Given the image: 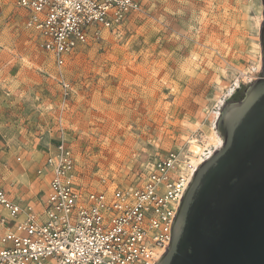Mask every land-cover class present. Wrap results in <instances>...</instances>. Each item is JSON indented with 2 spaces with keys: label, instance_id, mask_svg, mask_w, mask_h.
Instances as JSON below:
<instances>
[{
  "label": "rangeland",
  "instance_id": "1",
  "mask_svg": "<svg viewBox=\"0 0 264 264\" xmlns=\"http://www.w3.org/2000/svg\"><path fill=\"white\" fill-rule=\"evenodd\" d=\"M262 21L261 0H147L58 68L15 0H0V187L39 202L35 168L62 138L90 189L138 184L168 151L203 144L219 99L262 76Z\"/></svg>",
  "mask_w": 264,
  "mask_h": 264
},
{
  "label": "built area",
  "instance_id": "2",
  "mask_svg": "<svg viewBox=\"0 0 264 264\" xmlns=\"http://www.w3.org/2000/svg\"><path fill=\"white\" fill-rule=\"evenodd\" d=\"M146 2L15 0L25 27L58 68L103 31L119 32ZM195 169L185 150H171L138 184L90 189L79 180L72 149L59 139L36 170L48 177L39 202L22 206L0 189V264H155L168 248L171 221Z\"/></svg>",
  "mask_w": 264,
  "mask_h": 264
},
{
  "label": "water",
  "instance_id": "3",
  "mask_svg": "<svg viewBox=\"0 0 264 264\" xmlns=\"http://www.w3.org/2000/svg\"><path fill=\"white\" fill-rule=\"evenodd\" d=\"M262 76L216 120L222 145L194 170L155 264H264V0Z\"/></svg>",
  "mask_w": 264,
  "mask_h": 264
},
{
  "label": "bare ground",
  "instance_id": "4",
  "mask_svg": "<svg viewBox=\"0 0 264 264\" xmlns=\"http://www.w3.org/2000/svg\"><path fill=\"white\" fill-rule=\"evenodd\" d=\"M260 69H261V61H258L255 68H254L255 73L259 72ZM255 73H253V75ZM238 86H239V81L233 88L228 90L225 98H228ZM225 98L219 99L218 109H216V111L213 113L214 119L218 118L220 111H221V107L224 105ZM221 145H222V138L218 134V132L214 129V130H212L210 135L208 137H206V140H204L203 144H200V142H198V140L195 138L188 139V146L189 147H188L187 152H186V157H187L189 163L195 169L200 163H202L204 161V156L209 157Z\"/></svg>",
  "mask_w": 264,
  "mask_h": 264
},
{
  "label": "crops",
  "instance_id": "5",
  "mask_svg": "<svg viewBox=\"0 0 264 264\" xmlns=\"http://www.w3.org/2000/svg\"><path fill=\"white\" fill-rule=\"evenodd\" d=\"M23 14H24V12H23ZM48 147H51V145H49V146H47L46 147V151H47V149H48ZM45 151V152H46ZM45 152L42 154V159H41V161L39 162V164L36 166V168H35V175L37 176V174H36V170L39 168V167H41L42 166V164H43V160H44V156H45ZM2 157V155H0V158ZM39 179H41V180H44L45 181V184H47V179H48V177L47 176H37ZM0 189H3V190H5L7 193H8V195H9V197L12 199V200H14L15 202H17L18 204H20V205H25V204H29V203H31L32 201H24V200H22L21 198H19V197H17L11 190H9V189H4V188H2V187H0ZM46 190V189H45ZM1 207V206H0ZM1 209H3L2 207H1ZM3 231V226L2 225H0V232H2Z\"/></svg>",
  "mask_w": 264,
  "mask_h": 264
}]
</instances>
